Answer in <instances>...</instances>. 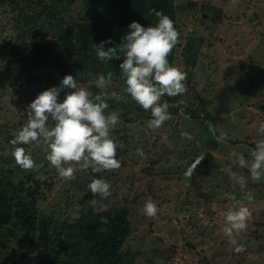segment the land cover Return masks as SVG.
Instances as JSON below:
<instances>
[{"label":"rangeland","instance_id":"1","mask_svg":"<svg viewBox=\"0 0 264 264\" xmlns=\"http://www.w3.org/2000/svg\"><path fill=\"white\" fill-rule=\"evenodd\" d=\"M176 2L185 9L180 14L184 31L195 28L204 39L199 60L195 67L187 66L179 54L174 60L187 75V91L167 101L171 118L161 129L147 127L150 111L142 109L129 114L125 139L121 138L122 121L112 130L122 164L117 170L99 172L100 178L111 184V195L103 203L106 208L128 206L131 231L122 251L134 252L140 260L154 257L159 264H264V180L253 183L248 169L234 165L230 158L235 150L250 162L249 151L264 138L257 131L264 122V0ZM11 12L10 6L0 4V38L4 37ZM202 12L206 20L197 21ZM213 12L215 20L211 19ZM10 53L11 45L0 54V77L16 92L14 97L12 91L0 89L1 159L14 166L15 182L25 189L40 213L54 220H73L82 214L84 198L90 192L89 177H98L92 169L77 170L70 181L59 177L46 159L43 144L20 145L31 149L34 162L42 165L38 170L26 171L16 164L10 141L26 121L30 102L21 101L27 91L20 89L19 95L13 69L2 65ZM84 78L78 76L76 80L84 85ZM96 79L89 78L92 82ZM117 84L110 81V92H116ZM65 93L59 96L61 102ZM171 106L180 110L173 112ZM187 106L194 107L196 115ZM205 111L211 113L210 117L204 116ZM208 124L215 127L217 135L226 133L227 139L218 143ZM3 126L10 128L6 131ZM182 132L193 139L183 137ZM200 154L204 158L193 175L185 176ZM10 156L12 159L7 160ZM229 167L247 178L245 191L254 197L251 204L229 178ZM149 199L157 205L156 217L143 212ZM241 204L249 207L251 218L233 245L223 232L224 217L229 208ZM37 236L27 243L15 238L12 246L2 251L0 264H41L39 253L28 249V243L36 242ZM238 245L244 251L236 252Z\"/></svg>","mask_w":264,"mask_h":264},{"label":"trees","instance_id":"2","mask_svg":"<svg viewBox=\"0 0 264 264\" xmlns=\"http://www.w3.org/2000/svg\"><path fill=\"white\" fill-rule=\"evenodd\" d=\"M0 4H7L12 10L4 37L0 38V54L11 45V53L2 65L13 69L19 95L20 89L27 91L21 101L31 102L37 92L60 87L62 79L69 74L75 79L85 77L84 85L95 95L99 89L89 78L112 71V80L118 84L116 92L107 89L109 109L106 111L120 110L123 139L129 133L125 126L129 114L139 113L143 108L123 92L125 84L119 67L123 57L102 62L91 44L108 38L119 44L132 21L144 26L154 24L157 17L151 13L152 9L168 15L179 32V42L168 57L173 65L179 54L187 66L195 67L204 43L195 28L184 31L185 21L180 14L185 9L176 0H0ZM188 4L191 7L192 3ZM214 13L211 14L213 20L216 19ZM205 15L202 12L197 21L204 22ZM110 46L105 45L106 48ZM0 89L12 91L1 77ZM71 90L64 89L60 94ZM12 95L16 97V92L12 91ZM176 97L178 95L164 96V100L171 102ZM22 102L17 100L20 105ZM171 110L178 112L180 107L171 106ZM187 110L194 115L197 113L192 106H187ZM205 112L204 116L210 117L211 113ZM9 128L3 126L6 131ZM1 158L0 257L15 238L21 237V243H27L38 234L36 242L28 243V249L39 253L41 264H159L154 257L140 260L136 253L122 251L131 231L127 205L97 211L91 201L98 196L90 191L84 198L82 214L75 219L60 221L45 217L25 189L15 182L14 166ZM11 159L10 156L7 160ZM96 176L100 178V173ZM102 217L107 218L106 224L102 223Z\"/></svg>","mask_w":264,"mask_h":264},{"label":"clouds","instance_id":"3","mask_svg":"<svg viewBox=\"0 0 264 264\" xmlns=\"http://www.w3.org/2000/svg\"><path fill=\"white\" fill-rule=\"evenodd\" d=\"M157 21L144 26L138 21L130 23L129 31L121 37L119 44H114L111 38L91 44L98 59L109 62L121 59L119 67L125 87L123 92L131 97L144 110L150 111L147 127L152 131L162 128L171 118L168 112V102L164 96L175 97L187 91V75L180 68L170 63L168 57L179 42V32L174 21L162 11L150 10ZM106 44L112 46L105 47ZM113 78V72L99 74L95 86L99 91L94 95L87 86L78 82L73 75H66L61 86H53L40 92L31 101L26 110V121L10 141L13 146L12 156L23 170H38L42 165L34 162L31 149L20 145L41 144L46 146V159L55 168L59 177L65 180L75 179L77 170L84 172L113 171L121 167L117 145L112 130L120 122V110L109 109L107 102L108 86ZM67 91L62 102L60 92ZM208 130L218 143L227 139L226 133L216 134L213 125L208 124ZM258 134L264 137V122L258 127ZM181 135L191 140L193 137L186 132ZM144 156L143 151H139ZM250 162L244 153L232 151V163L241 168H247L253 183L264 180V138L256 141L255 147L249 151ZM204 154L196 155L184 175L191 177ZM67 165V166H66ZM229 178L240 186L243 198L251 204L253 195L245 191L248 180L245 176L226 169ZM88 189L94 196L91 204L97 211L106 210L103 201L111 195V184L104 178L89 177ZM143 212L148 217H156L158 208L151 199L147 200ZM251 211L246 204L229 208L225 214L224 234L229 243L236 245L237 237L246 230ZM107 218L102 217L106 224ZM106 231V229H101ZM236 252L244 251L242 245L235 248Z\"/></svg>","mask_w":264,"mask_h":264}]
</instances>
